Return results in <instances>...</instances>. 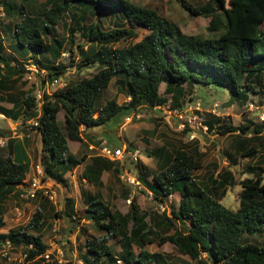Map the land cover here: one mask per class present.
I'll return each instance as SVG.
<instances>
[{
	"label": "trees",
	"instance_id": "1",
	"mask_svg": "<svg viewBox=\"0 0 264 264\" xmlns=\"http://www.w3.org/2000/svg\"><path fill=\"white\" fill-rule=\"evenodd\" d=\"M174 1L188 15L208 17L205 29L210 36L185 34L174 21L154 9L128 0H45L38 6L24 4L23 0L20 4L16 0H0L2 14L8 19L6 24H0L3 33L0 91L22 78L23 61L45 71L38 80L41 89H45V82L58 81L66 68L59 57L65 50L71 52L75 35L85 45H75L79 58L75 61L69 55V66L75 65L78 70L95 68L89 76L68 79L50 93L43 91L38 111L33 85L26 91L0 97L11 102L10 107L0 105V114L5 118L23 124L36 120L35 125L27 124L38 136L37 165L42 170V181L48 178L66 185L63 175L86 158L83 154L76 157L70 153L66 138L85 147L88 142L97 145L98 140L84 139L83 131L105 125L118 112L160 108L166 102L171 110H180L184 95L189 92L190 99L192 87L200 85L226 89L230 102H244L250 93L264 95V0H206L197 5L188 0ZM96 8L108 10L113 17L109 29H103L99 19L85 23ZM60 22L65 27V37L56 31ZM135 27L146 33L133 43L111 46L136 37ZM5 32L10 40L7 51L1 42ZM111 81L116 93H123L127 100L118 104L109 99L97 106L100 92ZM161 84L163 88L159 92ZM259 87L261 91L255 89ZM198 105L191 112L200 116ZM59 111L62 127L56 117ZM209 119H201L206 131L215 129L216 133L229 136H236V132L244 135L252 126L247 137L250 141L264 128V120L256 123L244 118L239 125L224 124L216 128L214 123L219 122L218 118ZM0 136H3L1 131ZM12 142L7 138L5 146L0 147V203L29 170L23 147ZM183 144L172 149L160 145L148 150L147 156L155 159L156 167L152 171L140 161L134 162L136 181L157 202L163 203L168 196L179 192L177 208H170L168 213L143 211L134 198L128 210L121 213L111 209L100 196L81 191L85 204L83 216L101 234L85 237L80 264H116V259H120V264H206V260L214 264H264V239L253 237L264 235V167L247 165L246 172L251 176L240 180L237 205L229 209L220 203V198L226 186L233 184V176L228 170L209 174L207 186L201 187L194 175L201 168V153L195 143L191 148ZM234 151L245 158L258 152L256 144H245L244 139L236 142ZM87 160L79 178L90 183H99L100 171L115 175L120 171L117 160L94 152L88 154ZM73 204V199L66 197L61 213L74 218ZM58 214L55 212L54 216L59 217ZM41 218L37 208L24 227L0 232V245L5 241L9 246L22 245L24 257L19 264L39 259L43 264H55L43 258L48 247L39 233ZM169 229L171 232L166 234ZM110 238H116L120 246L116 254L107 243ZM165 242L187 259L145 250L147 244Z\"/></svg>",
	"mask_w": 264,
	"mask_h": 264
},
{
	"label": "rangeland",
	"instance_id": "2",
	"mask_svg": "<svg viewBox=\"0 0 264 264\" xmlns=\"http://www.w3.org/2000/svg\"><path fill=\"white\" fill-rule=\"evenodd\" d=\"M22 3V0H16ZM45 0H23V3L32 6H38ZM129 2L154 9L159 15L174 21L180 30L185 34H197L203 37L210 36L207 34L205 27L208 24V17L200 15L191 16L183 11L174 0H128ZM191 4H201L206 0H188ZM27 5V6H29ZM99 19L103 29H109L113 24V17L110 16L108 10L96 8L94 15H91L85 23L95 21ZM6 19L0 8V24H6ZM137 36L125 41H119L111 44V46H122L137 41L144 33L145 30L141 28H134ZM58 35L65 37V27L61 22L56 26ZM7 35V32H5ZM2 36V31L0 32ZM3 36L1 40L4 50L7 51L10 40L9 36ZM76 44L85 45L83 39L77 35L73 36V44L70 51H64L59 57V61L66 64L64 72L59 75L61 82H66L68 79H76L80 77H86L91 75L94 67H80L79 70L75 65L69 66L68 57L71 55L73 60H77L79 57ZM71 53V54H70ZM47 57V56H46ZM25 62V61H24ZM75 63V62H74ZM257 87V85H255ZM29 88L28 80L19 78L10 86L0 91V97H3L6 93H16L18 90L26 91ZM162 84L159 86V92L162 91ZM257 91H261V87L255 88ZM52 87L48 92L52 91ZM255 90V91H256ZM262 93V92H261ZM189 92L184 95V101L181 103L180 114L181 120L178 116L168 107L166 102L160 110L158 108H141L138 110L140 117L138 119L133 118L134 113L118 112L105 125L99 127H93L83 131L82 135L84 139L90 138L91 141L98 139H106V141L112 145V147L120 145L122 141L130 143L131 149L137 148V160L146 167L147 170L155 169V159L147 156V151L153 147L159 145H165L168 149L179 147L181 143H184L186 147L191 148L195 143L198 147V151L201 153L200 165L201 168L194 172L196 180L200 183L201 187H206L208 183V175H214L218 171L228 170L233 176L234 182L232 185H227L223 196L220 198V203L229 209H234L237 205V193L240 189L239 182L244 177L251 176L247 173V165L264 167V128L259 135L253 141L248 140L247 137L251 135V128L245 131V134H238L236 136H229L227 134H218L215 129L211 131L203 132L199 128L184 126L182 129L178 127V123L184 122L186 115L191 113L194 106L199 103L201 111L200 117L209 119L210 116L218 118L219 122L214 123L216 128L218 125L228 124L231 126L241 124L245 119H251L256 123H260L258 111L264 110V95L258 92L248 94V98L244 102H230L229 92L226 89L213 88L211 86H194L190 92V99L187 97ZM114 99L116 103H123L127 98L123 93H116L115 86L112 81L102 90L97 98L96 105H102L106 100ZM252 102L257 106V109L248 105V102ZM9 101L0 100V105L4 107H10ZM216 104V109L212 112L211 105ZM194 111V110H193ZM193 113V112H192ZM124 116H131V121L125 123ZM57 120L59 126L62 127V112L57 113ZM187 128V129H185ZM185 129V131H184ZM0 131L3 136H0V147L5 146L7 138L12 139V143H18L22 146L20 135H25L24 141V154L30 160L29 170L25 174L22 184L26 183L30 177L35 175L34 166L37 165V152L39 148L37 134L29 128L28 124H23L20 120L13 121L6 119L0 114ZM192 135V138H190ZM253 135V134H252ZM23 137V136H22ZM243 137V138H242ZM112 139L110 142L109 139ZM245 140V144L248 145L253 142L257 145V154L251 158L240 157L239 153L234 151L236 142ZM68 151L74 153L76 157L82 154L86 157L82 164L73 168V174L77 175L79 169L83 168V165L88 162V154L94 152L89 150L85 145H79V142L66 138ZM90 144L94 145L93 142ZM183 144V145H184ZM194 144V145H195ZM226 153L229 154L226 155ZM230 158V160H229ZM120 164V172L116 175L111 171H100L99 183H90L84 179H80L77 175V188H73L67 185L68 179L65 178L66 185H62L54 182L51 179L45 178L42 181L46 187H50L56 193L54 202H44L39 195L35 199L22 200L17 196L18 189L14 188L4 201L0 203V232H5L8 229H14L16 227H24L32 217L37 208L40 209L42 214V220L40 222L39 233L41 239L47 245L46 253L49 254L48 258L44 261L50 262L53 260L55 264H80L79 254L83 253L82 248L84 239L86 236L100 235L101 232L96 230L91 221L85 219L83 216V209L85 204L83 203L81 191L89 192L90 194H96L106 202L111 209H117L121 213H125L128 210V205L131 199H135L139 208L143 211H163L168 213L170 208L176 209L178 204V194H171L163 203H159L154 200L151 194L145 190L135 180L134 163L127 159L126 155L119 159H116ZM40 168V167H39ZM41 169V168H40ZM42 171V170H41ZM80 171V173H81ZM64 176V175H63ZM71 177V176H70ZM83 180V181H82ZM66 186V187H65ZM181 188V187H179ZM220 192V190H218ZM66 197L73 199L74 218L67 217L61 213L62 202ZM59 213V217H55L54 213ZM74 219V220H72ZM76 221V222H74ZM175 225L180 226L176 220ZM33 233L32 230H28ZM171 230L166 231L169 234ZM161 233V232H160ZM252 237V236H251ZM259 240L264 239V235H253ZM110 244L113 252L116 254L120 250V246L117 243L116 238H110L107 241ZM134 253L137 252L136 247H132ZM145 250L148 252H163L170 255L172 258L187 259L186 256L180 255L174 246L165 242L163 244H147ZM60 252V255L58 254ZM24 253L22 245L18 246H5L0 245V264H19L22 262V254ZM204 254H201L203 256ZM59 257V260H57ZM45 259V258H44ZM120 260V259H119ZM25 264H43V260H33ZM206 264H214L210 260H206Z\"/></svg>",
	"mask_w": 264,
	"mask_h": 264
},
{
	"label": "built area",
	"instance_id": "3",
	"mask_svg": "<svg viewBox=\"0 0 264 264\" xmlns=\"http://www.w3.org/2000/svg\"><path fill=\"white\" fill-rule=\"evenodd\" d=\"M23 67L25 69L23 78L28 80L30 84L33 85V93L37 99L41 98L42 95V89L40 88L38 84V79L37 77L43 76V70L37 68L33 63H24ZM47 84V83H45ZM63 83H60L56 79H52L51 82H49L50 86L56 85L58 87H61ZM46 88V87H45ZM251 106V104H249ZM195 108H198V105L195 106ZM216 105L214 104L212 107V111L215 110ZM177 116L178 119L181 118V115L179 111H173ZM264 117V115H260V117ZM138 117V115H136ZM124 122H129L130 117L126 116L124 117ZM181 120V119H180ZM188 125L189 127H192L194 129L199 128L202 131H205L206 127L201 124V120L199 116L195 113H189L186 115L184 122L178 123V127L182 129L184 126ZM190 138H192V135H190ZM89 149L94 148L92 145L88 146ZM97 153H99L101 156L109 158V159H118L123 156V154L126 152V155L134 160L136 158L137 150L133 151H125L122 147H112L110 146L105 139H101L96 147ZM34 171L35 175L29 178V180L24 183V184H19V192H18V198L22 200H27V199H32L34 198L37 194L40 195L41 197H44L47 199L49 202H54L55 201V196L56 193L53 189L50 187H46L44 184H42L41 180V170L37 165L34 166ZM5 246H9L8 242L5 241L4 243ZM48 253L43 255V258H48ZM60 255V252L58 253ZM22 257H24V253L22 254ZM59 260V257H57ZM116 264H120V260L116 259L115 260Z\"/></svg>",
	"mask_w": 264,
	"mask_h": 264
},
{
	"label": "clouds",
	"instance_id": "4",
	"mask_svg": "<svg viewBox=\"0 0 264 264\" xmlns=\"http://www.w3.org/2000/svg\"><path fill=\"white\" fill-rule=\"evenodd\" d=\"M0 8H1V6H0ZM24 63H31V62H29V61L24 62V61H23L22 64H24ZM42 70H43V69H42ZM43 72L45 73L44 70H43ZM44 73H43V76H44ZM23 75H24V74H23ZM43 76H42V77H43ZM42 77L38 76L37 79L39 80V79H41ZM22 78H23V76H22ZM23 80H25V79L23 78ZM58 81H59L60 83H63L62 86L64 85V82H61L60 79H59ZM45 83H47V84H44L46 88L44 87L45 89H42V94H43V91H45L46 93H50L51 91L48 92V90L50 89V87H52L53 90H54L55 88H60V87H58V86H56V85L50 86L48 82H45ZM38 84H39V82H38ZM29 85H32V84L29 83ZM39 86H40V85H39ZM62 86H61V87H62ZM53 90H52V91H53ZM32 93H33V91H32ZM33 95H34V93H33ZM34 99H35V103H36V107H37L36 109H37V111H38V110H39V107H40V104H41V101H42V95H41V98H40V99H37V98L35 97V95H34ZM126 100H127V99H126ZM198 104H199V103H197L196 105H198ZM214 104H215V103H212V107H213ZM249 104H251L252 108H255L254 110L257 109V106L254 105L252 102L249 101V102H248V105H249ZM196 105H195V106H196ZM215 105H216V104H215ZM195 106H194V107H195ZM198 106H199V105H198ZM212 107H211V111H212ZM154 108H158V107H154ZM198 108H199V107H198ZM216 108H217V107H216ZM216 108H215V109H216ZM158 109L160 110V108H158ZM174 110H175V111H180V110H176V109H173L172 111H174ZM213 111H214V110H213ZM213 111H212V112H213ZM132 113H134V114L132 115L133 118L138 119V118L140 117V115H139L138 112H132ZM258 113H259L260 115H261V114L264 115V110H262V111H258L257 114H258ZM1 115H2V114H1ZM136 115H138V117H136ZM260 115H259L260 121H263V120H264V117H262V116L260 117ZM2 116H3V115H2ZM3 117H4V116H3ZM56 117H57V116H56ZM124 117H126V116H124ZM129 117H130V121H131V118H132V117H131V116H129ZM4 118H5V117H4ZM199 118H200V120L202 119L200 116H199ZM6 119H7V118H6ZM8 119H9V118H8ZM123 119H124V118H123ZM130 121H129V122H130ZM27 123H28V124H31V125H35V124H36V120H35V119H31V120H29ZM125 123H127V122H125ZM201 124H202L203 126H205V125L202 123V121H201ZM205 127H206V126H205ZM205 131H206V129H205ZM205 131H203V132H205ZM100 140H101V139H98V143H99ZM105 140H106V139H105ZM5 142H6V141H5ZM66 142H67V141H66ZM107 143H108V142H107ZM108 144H109V143H108ZM128 144H130V143H126L125 145H121V144H120V145L115 146V147H122L125 151H133V150H137V154H138V152H139L138 149H137V148H133V149H131L130 146H128ZM89 145H92V144H90V142H88V143H87V148H88ZM97 145H98V144H97ZM97 145H92L94 148H92V149H89V148H88V149L94 151L95 154L101 156L99 153H97V150H96ZM109 145H110V144H109ZM110 146H112V145H110ZM126 146H127V148H126ZM73 154H74V153H73ZM137 154H136V158H135L134 160L130 159V158L126 155V152L123 154V156L126 155L127 159H129V161H131L132 163H134L135 161H137ZM101 157H103V156H101ZM104 158H106V157H104ZM106 159H109V158H106ZM118 159H119V158H118ZM110 160H116V158H114V159H110ZM78 165H79V164H78ZM37 166H38V165H37ZM38 167H39V166H38ZM75 167H76V166H75ZM33 169H34V168H33ZM39 169H40V168H39ZM40 170H41V169H40ZM72 170H73V169H72ZM120 170H121V169H120ZM68 172H70V171H68ZM119 172H120V171H119ZM41 173H42V171H41ZM41 175H42V174H41ZM135 180H136V179H135ZM19 184H21V183H19ZM19 184H18V185H19ZM18 185H17V186H18ZM17 186H15V187H17ZM17 188H18V187H17ZM18 192H19V189H18ZM17 196H18V194H17ZM263 241H264V240H263ZM3 245H4V244H3Z\"/></svg>",
	"mask_w": 264,
	"mask_h": 264
},
{
	"label": "crops",
	"instance_id": "5",
	"mask_svg": "<svg viewBox=\"0 0 264 264\" xmlns=\"http://www.w3.org/2000/svg\"><path fill=\"white\" fill-rule=\"evenodd\" d=\"M23 136V137H22ZM20 140H21V144H22V147L24 148V141H25V135H20ZM110 140V142H112V144H113V141H112V139L110 138L109 139ZM126 141H122L120 144L121 145H125L126 143H125ZM131 143V142H130ZM160 146V145H159ZM165 146V145H164ZM156 147H158V146H156ZM166 147V146H165ZM130 148H131V146H130ZM29 160V159H28ZM29 164H30V160H29ZM80 171H81V168L79 169V171H78V174H80ZM77 174V175H78ZM77 175H74L73 174V171H70V172H66L65 174H64V178H67L68 179V183H67V185H70L71 184V186L73 187V188H77V184L80 182H78V180H77ZM71 176V177H70ZM83 181V180H82ZM66 187V186H65Z\"/></svg>",
	"mask_w": 264,
	"mask_h": 264
}]
</instances>
